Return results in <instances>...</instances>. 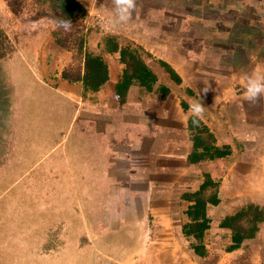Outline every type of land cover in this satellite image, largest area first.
Here are the masks:
<instances>
[{"label": "crops", "instance_id": "1", "mask_svg": "<svg viewBox=\"0 0 264 264\" xmlns=\"http://www.w3.org/2000/svg\"><path fill=\"white\" fill-rule=\"evenodd\" d=\"M101 41L95 37L87 44L108 66L109 79L97 92L85 93L79 81L83 74L73 78L59 68L64 59L49 53L42 66L38 58L29 67L23 62L22 68L13 66L0 104V135L6 128L3 135L11 137L14 149L30 152L32 162L49 158L58 147L59 169L85 177L80 182L89 191L102 192L97 203L111 232L108 251L127 264H238L241 256L249 259L247 264H262L264 224L241 243L222 224L245 206L264 207V158L257 162L258 154L251 155L235 126L234 136H225L224 121L204 100L208 77L197 88L186 84L178 67L140 44L151 54L145 63L157 81L152 91L133 82L121 102L116 86L126 66L119 53L103 52ZM159 61L171 65L182 83L172 80ZM161 87L169 90L166 99ZM200 97L207 108L201 122L214 135L216 150L193 163L188 107L190 99ZM221 151L230 154L216 158ZM198 199L206 203L204 222ZM134 256L140 261L131 262Z\"/></svg>", "mask_w": 264, "mask_h": 264}, {"label": "rangeland", "instance_id": "2", "mask_svg": "<svg viewBox=\"0 0 264 264\" xmlns=\"http://www.w3.org/2000/svg\"><path fill=\"white\" fill-rule=\"evenodd\" d=\"M80 2L85 15L61 27L57 13L41 0H0L1 105L13 66L35 65L36 58L42 66L49 53L64 59L59 68L74 78L84 73L85 56L92 52L88 42L115 35L124 45L146 46L155 58L171 62L186 84L197 88L207 76L212 89L204 100L224 121L225 136H234L235 126L260 164L264 98L249 103L244 92L246 75L264 76V0H137L132 19L116 27L111 24L112 0ZM3 128L0 264H127V259L108 251L111 232L97 203L102 192L89 191L86 182H80L85 177L59 169L58 147L49 158L32 162L30 152L14 149ZM50 165L52 172L47 173ZM248 260L241 256L238 264Z\"/></svg>", "mask_w": 264, "mask_h": 264}, {"label": "trees", "instance_id": "3", "mask_svg": "<svg viewBox=\"0 0 264 264\" xmlns=\"http://www.w3.org/2000/svg\"><path fill=\"white\" fill-rule=\"evenodd\" d=\"M49 4L53 11H55L62 21L76 20L85 15L86 11L84 5L80 0H41ZM59 42V41H58ZM101 48L105 53H119L121 62L125 64L126 69L123 73L122 80L117 84V94L120 101H125L129 87L133 82L138 81L145 86L148 91H152L154 84L157 81L156 76L152 70L146 65L145 57H151V54L146 52L141 46H134L133 44L123 45L119 38L115 35L104 36L100 42ZM170 78L177 84L182 83V79L178 73L166 62L159 61ZM109 79L108 66L102 55L87 53L84 60V73L79 79L82 82L84 92H97ZM162 98L166 99L169 90L161 87ZM192 119L189 120V128L194 133L193 146L194 151L189 157L191 162L197 163L206 160V154L216 150L213 147L214 135L201 122L198 127H193ZM205 134L206 136H203ZM201 150L202 152H199ZM228 151H221L217 153L216 158H221L229 155ZM215 158V156H214ZM198 210L202 211L205 221V206L206 203L198 199ZM264 224V207L256 205H248L241 208L237 213L227 217L222 226L231 229L237 234V240L241 243L245 238H254L260 230V226ZM204 225V224H203ZM264 264V263H263Z\"/></svg>", "mask_w": 264, "mask_h": 264}, {"label": "clouds", "instance_id": "4", "mask_svg": "<svg viewBox=\"0 0 264 264\" xmlns=\"http://www.w3.org/2000/svg\"><path fill=\"white\" fill-rule=\"evenodd\" d=\"M113 6V17L111 24L116 27L120 24H125L132 19L133 13L137 7V0H112ZM71 21H59L61 27H67ZM245 92L244 98L249 103H255L261 98H264V76L252 74L245 76ZM210 85L205 86L202 91L207 93L209 91ZM200 96V93H199ZM206 107L203 106L201 102V97L199 99H190L188 110L192 114V125L193 127H198L200 120L203 117Z\"/></svg>", "mask_w": 264, "mask_h": 264}]
</instances>
